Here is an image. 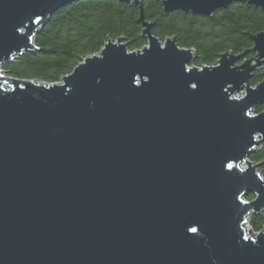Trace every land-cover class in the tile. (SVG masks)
<instances>
[{"label": "water", "instance_id": "water-1", "mask_svg": "<svg viewBox=\"0 0 264 264\" xmlns=\"http://www.w3.org/2000/svg\"><path fill=\"white\" fill-rule=\"evenodd\" d=\"M72 1L0 0V66ZM118 1L139 7L141 49L107 41L57 83L0 68V264H264V229L244 228L264 208L249 160L264 145V111L251 114L264 103V30L248 34L254 57L195 67L191 49L151 35L141 0ZM239 1L264 11L161 5L209 17Z\"/></svg>", "mask_w": 264, "mask_h": 264}, {"label": "trees", "instance_id": "trees-1", "mask_svg": "<svg viewBox=\"0 0 264 264\" xmlns=\"http://www.w3.org/2000/svg\"><path fill=\"white\" fill-rule=\"evenodd\" d=\"M143 19L151 24V35L163 41L173 38L179 47L194 53L189 65H215L225 52L250 51L248 34L264 30V11L245 1L233 2L214 11L209 17L180 10L164 12L161 0H141ZM139 7L118 0H74L52 13L33 37L35 49L3 63L0 68L17 79L57 83L86 56L97 53L107 41L121 38L128 51L141 49L147 39L137 21ZM263 76L253 71L249 79L255 86ZM255 113L264 111V103ZM258 165L264 180V145L249 155ZM253 196H247L251 200ZM251 231L264 229V208L248 216Z\"/></svg>", "mask_w": 264, "mask_h": 264}, {"label": "rangeland", "instance_id": "rangeland-1", "mask_svg": "<svg viewBox=\"0 0 264 264\" xmlns=\"http://www.w3.org/2000/svg\"><path fill=\"white\" fill-rule=\"evenodd\" d=\"M241 63V61H238V62H236L235 64L236 65H239ZM255 72H258V73H260L261 75H262V73L260 72V70L257 68L256 70H255ZM244 90L242 89V90H240L237 94H234V96H236V97H241V96H243L244 95ZM255 112H254V110H252L251 111V114H254ZM246 199V198H245Z\"/></svg>", "mask_w": 264, "mask_h": 264}, {"label": "built area", "instance_id": "built-area-1", "mask_svg": "<svg viewBox=\"0 0 264 264\" xmlns=\"http://www.w3.org/2000/svg\"><path fill=\"white\" fill-rule=\"evenodd\" d=\"M244 228H245V232L248 233V231H249L248 218H247V220H246V222H245V224H244ZM252 232H253V231H252ZM253 233H258V232H253Z\"/></svg>", "mask_w": 264, "mask_h": 264}, {"label": "flooded vegetation", "instance_id": "flooded-vegetation-1", "mask_svg": "<svg viewBox=\"0 0 264 264\" xmlns=\"http://www.w3.org/2000/svg\"><path fill=\"white\" fill-rule=\"evenodd\" d=\"M250 51H251V50H250ZM247 52H248V51H247ZM247 52H246V54H247ZM253 53H254V52H253ZM254 56H255V53H254ZM254 56H252V57H254ZM252 57H251V58H252ZM245 58H246V55H245Z\"/></svg>", "mask_w": 264, "mask_h": 264}, {"label": "bare ground", "instance_id": "bare-ground-1", "mask_svg": "<svg viewBox=\"0 0 264 264\" xmlns=\"http://www.w3.org/2000/svg\"><path fill=\"white\" fill-rule=\"evenodd\" d=\"M239 97V96H238Z\"/></svg>", "mask_w": 264, "mask_h": 264}]
</instances>
